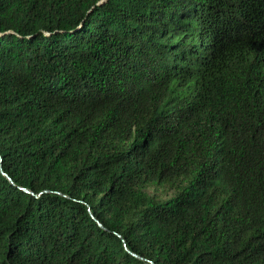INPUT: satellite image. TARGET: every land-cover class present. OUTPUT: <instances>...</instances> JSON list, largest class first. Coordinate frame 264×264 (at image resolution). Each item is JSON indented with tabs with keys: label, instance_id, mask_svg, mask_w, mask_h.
Returning a JSON list of instances; mask_svg holds the SVG:
<instances>
[{
	"label": "trees",
	"instance_id": "1",
	"mask_svg": "<svg viewBox=\"0 0 264 264\" xmlns=\"http://www.w3.org/2000/svg\"><path fill=\"white\" fill-rule=\"evenodd\" d=\"M0 264H264V0H0Z\"/></svg>",
	"mask_w": 264,
	"mask_h": 264
}]
</instances>
